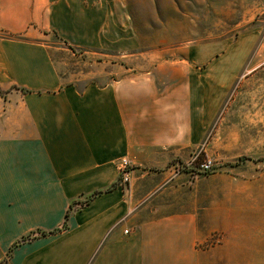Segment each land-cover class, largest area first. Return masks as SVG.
Masks as SVG:
<instances>
[{
  "label": "crops",
  "instance_id": "0c3cea01",
  "mask_svg": "<svg viewBox=\"0 0 264 264\" xmlns=\"http://www.w3.org/2000/svg\"><path fill=\"white\" fill-rule=\"evenodd\" d=\"M93 1L0 0V262L9 250L7 264L264 263V222L239 208L147 217L176 183L175 135L207 102L184 64L208 52H144Z\"/></svg>",
  "mask_w": 264,
  "mask_h": 264
},
{
  "label": "rangeland",
  "instance_id": "374dc122",
  "mask_svg": "<svg viewBox=\"0 0 264 264\" xmlns=\"http://www.w3.org/2000/svg\"><path fill=\"white\" fill-rule=\"evenodd\" d=\"M95 2L107 28L132 31L144 52L186 61L191 48L208 52L207 60L201 61L199 52L197 63L184 64V78L207 84L202 95L207 102L192 115V133L175 135L176 158L169 168L176 183L153 200L158 210L147 217L219 203L264 222V0ZM178 68H172L173 75ZM201 163L211 169L201 171ZM216 244L218 234H213L207 246ZM10 256L11 251L3 252L0 264Z\"/></svg>",
  "mask_w": 264,
  "mask_h": 264
},
{
  "label": "built area",
  "instance_id": "2783aa9c",
  "mask_svg": "<svg viewBox=\"0 0 264 264\" xmlns=\"http://www.w3.org/2000/svg\"><path fill=\"white\" fill-rule=\"evenodd\" d=\"M199 169L203 172H208L211 169L210 163H201ZM118 174H119V186H126L130 181L131 165L125 158H121L118 161ZM126 233V232H125Z\"/></svg>",
  "mask_w": 264,
  "mask_h": 264
},
{
  "label": "trees",
  "instance_id": "16d2710c",
  "mask_svg": "<svg viewBox=\"0 0 264 264\" xmlns=\"http://www.w3.org/2000/svg\"><path fill=\"white\" fill-rule=\"evenodd\" d=\"M113 188H115V184L112 185V187H110L108 190H111V189H113ZM100 193H101V192L94 193L93 196H96V195H98V194H100ZM64 226H65V225H64ZM27 238H29V237H27Z\"/></svg>",
  "mask_w": 264,
  "mask_h": 264
}]
</instances>
